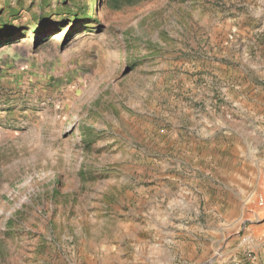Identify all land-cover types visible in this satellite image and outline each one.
Segmentation results:
<instances>
[{"label":"rangeland","instance_id":"rangeland-1","mask_svg":"<svg viewBox=\"0 0 264 264\" xmlns=\"http://www.w3.org/2000/svg\"><path fill=\"white\" fill-rule=\"evenodd\" d=\"M2 24L0 264H264V0H0Z\"/></svg>","mask_w":264,"mask_h":264},{"label":"crops","instance_id":"crops-1","mask_svg":"<svg viewBox=\"0 0 264 264\" xmlns=\"http://www.w3.org/2000/svg\"><path fill=\"white\" fill-rule=\"evenodd\" d=\"M261 174L264 176V170H260ZM264 197V196H263ZM262 196L256 198H250L248 202L258 208H264V198ZM248 245L257 249L264 251V216L260 219H256L251 222L250 228L248 230V236L246 237Z\"/></svg>","mask_w":264,"mask_h":264},{"label":"trees","instance_id":"trees-1","mask_svg":"<svg viewBox=\"0 0 264 264\" xmlns=\"http://www.w3.org/2000/svg\"><path fill=\"white\" fill-rule=\"evenodd\" d=\"M87 17H89V14H87ZM9 29H10V27H8L4 24L0 25V44H2L1 43L2 41L5 43L9 42V40H10L9 39L10 38Z\"/></svg>","mask_w":264,"mask_h":264}]
</instances>
